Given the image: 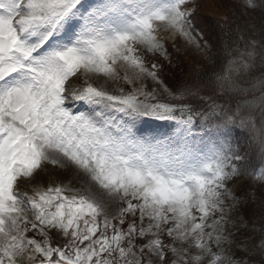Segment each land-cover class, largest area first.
<instances>
[{"label":"snow or ice","instance_id":"6c2138e0","mask_svg":"<svg viewBox=\"0 0 264 264\" xmlns=\"http://www.w3.org/2000/svg\"><path fill=\"white\" fill-rule=\"evenodd\" d=\"M188 3L0 0V264H225L227 182L241 173L243 159L230 124L251 126L252 118L239 107L231 114L213 108L202 122H219L201 135L193 132V110L157 99L156 89L117 95L91 82L135 85L149 77L160 84L144 54L163 49L160 24L193 41ZM257 55L264 58L256 42L246 44L216 76L218 87H234L233 73L248 70ZM196 87L163 90L176 101ZM71 101L89 111L74 112ZM144 117L177 127L164 138L137 136L133 128ZM60 158L110 201L55 178L25 190L46 163L63 167ZM250 174L264 181V170ZM53 234L64 243L54 246Z\"/></svg>","mask_w":264,"mask_h":264},{"label":"rangeland","instance_id":"374dc122","mask_svg":"<svg viewBox=\"0 0 264 264\" xmlns=\"http://www.w3.org/2000/svg\"><path fill=\"white\" fill-rule=\"evenodd\" d=\"M262 1L264 0H252V9L243 11L244 8L248 7L246 0H189L187 4V8L191 12L189 32L193 41L190 43L188 38L179 35L164 24H160L157 36L163 45V49L154 54H144L145 64L149 70H152L153 64L157 66L156 71L161 81L160 84L149 77H144L135 85H129L122 79L100 82L99 79L94 78L91 81L94 86H103L105 90L117 95L120 94L121 88L127 93L133 87L139 88L143 85L145 90L149 92L156 89L157 99L166 102L187 104L189 107L190 104L206 103L208 109L215 108L217 113L224 110L229 114L239 107L241 115L252 118L251 126L247 123L242 125L239 119L234 124H230L233 129L232 147L238 149V154L243 159L241 161V173L227 182L228 195L224 204L225 220L223 222L224 242L220 246L225 257V264L228 260L231 261V264H249L248 255L250 258L252 257L251 261L264 264V181L253 179L250 174L264 170V144L261 143V133L264 132V100L261 99L264 96V83H262L264 82V58L257 55L248 70L233 73L234 87L220 88L215 80H211L209 85L212 90L204 89L202 94H185L182 99L176 101H173L169 93L163 89L167 88L170 92H175L184 86H197L194 75L187 76L184 71L185 68L193 62L206 61L209 58H205L210 56V52L213 53L212 51L217 47L225 56L222 59V66L218 75L223 74L229 62L237 59L239 53L245 51L246 44L255 41L257 53L264 52V22L254 20L256 19L254 15L264 16V2ZM196 21L198 26L202 25L203 32L196 28ZM230 29H236L237 40L234 38L228 42L226 37L230 34ZM257 29L260 30L257 32ZM243 40H246L245 45H243ZM245 73L247 75L243 80ZM123 74V69H121V76ZM74 82L77 85L80 84L79 80ZM240 88H244L245 91H240ZM196 89L199 87L197 86ZM81 102L83 101H78V104L80 105ZM78 104L75 102L70 105L73 111ZM96 109L100 110V106H96ZM84 110L85 112L89 111V106L85 103ZM177 113L179 114V112ZM109 114L116 116L117 119L123 117V114L116 112L115 109L110 110ZM214 126L207 127L199 133L193 129V132L203 135L208 129H213ZM176 127L175 121L144 117L137 122L133 131L141 137L157 136L164 138V136L170 135ZM60 162L62 164V161ZM68 165L75 167L66 161V168ZM55 167L46 163L42 169L36 172L34 179L24 181L27 185L25 190L31 193L33 186L47 187L50 179L55 178V173L59 172L57 167H60V164L55 165ZM68 172L69 174L64 179L56 178V180L69 188L81 190L80 194H84L83 189L90 188L89 195H93L99 200L102 199L104 202L110 201L109 195L102 188L100 189V186L96 188L93 184L89 185L88 182L80 180L81 176H78L77 180L74 179L71 175L75 172L73 169H68ZM113 207L115 208V206ZM216 215L218 217L219 213ZM127 222L126 220L123 227H127ZM29 235L31 236L32 233L30 232ZM250 236L251 238H249ZM57 242L64 243V239L53 234L54 246Z\"/></svg>","mask_w":264,"mask_h":264},{"label":"trees","instance_id":"16d2710c","mask_svg":"<svg viewBox=\"0 0 264 264\" xmlns=\"http://www.w3.org/2000/svg\"><path fill=\"white\" fill-rule=\"evenodd\" d=\"M262 2H264V1H262ZM251 9L252 8L248 6L247 8H244L243 11H249ZM254 17H256V19H254L256 22H260V21L264 22V16L263 15H261V16L260 15L259 16L254 15ZM233 28H235V27L233 26ZM235 30L236 29H230V32H229L230 34L226 37L229 40L228 42H231L234 38L236 39V36H235L236 31ZM259 30L257 29V32ZM243 42H244L243 45H245L246 40L245 41L243 40ZM218 49L219 48L217 47L215 50L212 51L213 53L210 52L211 55L209 54L210 56L205 58V59L209 58L206 61L203 60L201 63L200 62L199 63L193 62L185 68V70H184L185 74L187 76L188 75H194V80H197V82H195V84L199 87V89H196L195 93L202 94L204 89L212 90L210 85H209V82H211V80H215L216 76L220 72V69L222 66V61H223L222 59L225 57V56H223V54H221L222 52L219 51ZM246 75L247 74L245 73L243 80L246 78ZM248 75H250V74H248ZM240 91L244 92L245 89L240 88ZM208 92H210V91H208ZM211 93H213V92H211ZM251 236L249 238H251ZM251 258H250V255H248L247 260H248L249 264H259V262L257 263V262L251 261L250 260Z\"/></svg>","mask_w":264,"mask_h":264},{"label":"bare ground","instance_id":"6f19581e","mask_svg":"<svg viewBox=\"0 0 264 264\" xmlns=\"http://www.w3.org/2000/svg\"><path fill=\"white\" fill-rule=\"evenodd\" d=\"M99 80H100V82H102V81H105L106 82V80L104 78H100ZM75 102H77V104H78V101H71L70 102V105L74 104ZM75 111H85L84 110V103L81 102L80 105L78 104V106L75 108L74 112ZM60 161H62V164L64 166L63 167H61V166L60 167H57V169L59 170V172L55 173V175H56L55 179L56 178L57 179H64L69 174L68 169H73V171H75V172L73 174H71V175H72V177L74 179L77 180L78 179V176H81L82 178L81 179L79 178L80 180H84V181L88 182L89 185L93 184V186H96V188H99V185L98 184L93 183L90 180V178L86 174H84L82 171H80L76 166L74 167L72 165H68L67 168H66V166H65L66 160H64L63 158H60ZM47 164H49V163H47ZM53 166L55 167V165H53ZM100 189H101V187H100ZM103 191H105V190L103 189ZM103 191H101V192H103ZM105 193H106V191H105Z\"/></svg>","mask_w":264,"mask_h":264}]
</instances>
